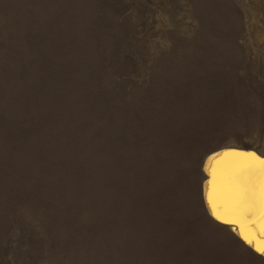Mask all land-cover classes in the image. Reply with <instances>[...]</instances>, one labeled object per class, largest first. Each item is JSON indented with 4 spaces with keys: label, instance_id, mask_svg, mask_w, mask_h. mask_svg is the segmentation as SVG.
I'll return each mask as SVG.
<instances>
[{
    "label": "rangeland",
    "instance_id": "374dc122",
    "mask_svg": "<svg viewBox=\"0 0 264 264\" xmlns=\"http://www.w3.org/2000/svg\"><path fill=\"white\" fill-rule=\"evenodd\" d=\"M225 147L264 156V0H0V264H186L149 203Z\"/></svg>",
    "mask_w": 264,
    "mask_h": 264
},
{
    "label": "bare ground",
    "instance_id": "6f19581e",
    "mask_svg": "<svg viewBox=\"0 0 264 264\" xmlns=\"http://www.w3.org/2000/svg\"><path fill=\"white\" fill-rule=\"evenodd\" d=\"M259 160H264V156L238 148L225 147L208 153L201 193L211 218L232 224L233 232L244 244L264 255V251L257 250L264 248V219L254 195L260 183ZM235 212L243 214L245 221L238 220L241 217ZM254 212L257 223L250 226Z\"/></svg>",
    "mask_w": 264,
    "mask_h": 264
},
{
    "label": "trees",
    "instance_id": "16d2710c",
    "mask_svg": "<svg viewBox=\"0 0 264 264\" xmlns=\"http://www.w3.org/2000/svg\"><path fill=\"white\" fill-rule=\"evenodd\" d=\"M185 206L188 208L181 210L175 203L169 204L154 196L149 203L151 215L148 219L158 225V236L177 240L186 264H243L241 255L233 253L238 237L224 228L226 224L212 220L201 198ZM199 237L200 243L197 242Z\"/></svg>",
    "mask_w": 264,
    "mask_h": 264
},
{
    "label": "snow or ice",
    "instance_id": "6c2138e0",
    "mask_svg": "<svg viewBox=\"0 0 264 264\" xmlns=\"http://www.w3.org/2000/svg\"><path fill=\"white\" fill-rule=\"evenodd\" d=\"M252 155V154H248ZM260 165V183L258 186V191L254 193L256 202L258 204L259 213L262 219H264V160L258 161ZM258 251H264V248L257 249Z\"/></svg>",
    "mask_w": 264,
    "mask_h": 264
},
{
    "label": "water",
    "instance_id": "95a60500",
    "mask_svg": "<svg viewBox=\"0 0 264 264\" xmlns=\"http://www.w3.org/2000/svg\"><path fill=\"white\" fill-rule=\"evenodd\" d=\"M207 155H208V154H206L205 157H204L203 160H202V163H201V169H202V170H204V165H205V161H206ZM205 209H206V208H205ZM206 211H207V210H206ZM207 213H208V212H207ZM223 224L229 225V226L231 227V229L233 230V228H232V224H230V223H223ZM259 254H261V253H259ZM261 255H263V254H261Z\"/></svg>",
    "mask_w": 264,
    "mask_h": 264
}]
</instances>
